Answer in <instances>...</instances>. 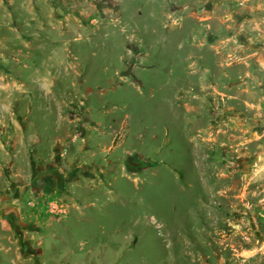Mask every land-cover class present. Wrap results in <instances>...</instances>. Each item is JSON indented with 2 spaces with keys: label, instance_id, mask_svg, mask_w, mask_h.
I'll use <instances>...</instances> for the list:
<instances>
[{
  "label": "rangeland",
  "instance_id": "rangeland-1",
  "mask_svg": "<svg viewBox=\"0 0 264 264\" xmlns=\"http://www.w3.org/2000/svg\"><path fill=\"white\" fill-rule=\"evenodd\" d=\"M0 264H264V0H0Z\"/></svg>",
  "mask_w": 264,
  "mask_h": 264
}]
</instances>
